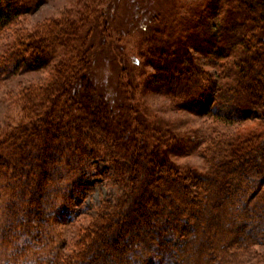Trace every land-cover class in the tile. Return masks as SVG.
Instances as JSON below:
<instances>
[{
    "label": "trees",
    "instance_id": "1",
    "mask_svg": "<svg viewBox=\"0 0 264 264\" xmlns=\"http://www.w3.org/2000/svg\"><path fill=\"white\" fill-rule=\"evenodd\" d=\"M24 1L0 0V32L28 12ZM228 1L226 21L206 24L202 34L209 56L234 55L219 67L224 83L193 58L184 68L186 59L165 57L167 45L152 64L164 71L154 81L171 83L168 92L190 102L181 108L203 101L196 112L232 126L251 114L264 116V0ZM88 12L82 25L66 18L73 14L52 19L46 30L14 40L9 57L0 55V80L21 66L55 65L45 81L20 89L18 105L28 121L0 132V188L9 190L2 199L1 264H234L238 255L255 253L264 246V132L218 137L219 150L206 153V172L177 167L169 154L179 149L157 144V123L138 116L131 94L116 113L90 81L88 35L101 26L99 2ZM185 51L177 53L188 56ZM176 75V82L167 81ZM93 158L112 162L110 176L124 184L118 213L99 212L80 229L71 252H64L63 238L49 252L54 224L75 219L69 207L82 202L78 177L89 173Z\"/></svg>",
    "mask_w": 264,
    "mask_h": 264
},
{
    "label": "rangeland",
    "instance_id": "2",
    "mask_svg": "<svg viewBox=\"0 0 264 264\" xmlns=\"http://www.w3.org/2000/svg\"><path fill=\"white\" fill-rule=\"evenodd\" d=\"M92 2H99L102 12L98 20L101 24L98 31L90 30L88 35L94 43L91 69L88 72L90 81L116 113L120 111V104L125 102V96L131 94L134 99L132 104L139 109L138 116L157 123L154 124V127H159L154 135L160 141L158 143L156 140L157 144L172 143L173 149H179V153L174 151L175 154L171 152L169 154L170 160L177 167L206 172L208 168L206 153L212 155L219 150L217 147L221 144L217 147L214 145L218 137L232 135L231 132L235 133V130L239 129L264 132V116L258 118L251 114L247 121L231 126L232 123L228 121L220 123L216 117L206 112L202 114L196 112L200 110L199 106L204 103L203 101H196L197 106L191 104L193 111L188 109V106L183 109L180 103H190L187 102V98L183 96L176 98L174 96L176 93L168 92L171 83L166 86L163 79L157 77V81H154L153 78V75L164 72L163 69L157 71L152 63L160 61L158 57L163 52V47L167 45L169 54L164 56L168 55L171 58L180 56L181 59H186V62L180 65L184 68L187 67L188 57L193 58V62H196L201 69L212 72L215 79L224 83V79L219 78V73L222 71L219 67L232 61L234 55L222 59L215 55L209 56L206 54V41H203L206 37L202 38V34L207 29L206 24L221 25L226 21V9L230 3L228 0H26L25 3L29 4L28 12L18 17L14 26L0 32V55L6 54L5 56L9 57L12 51L10 46L14 40L24 39V34L35 29L46 30L50 20L58 19L64 14H73L72 17L67 15L66 18L82 25L80 19H84L89 14L88 10ZM89 27V24H85L84 30ZM196 39L200 45L193 47L192 44L193 42L196 44ZM159 41L162 42L157 45ZM182 47L184 51L188 50V56L186 53L181 55L177 53ZM235 52L234 54L237 55ZM54 67L53 63L45 68L25 71L21 66L18 73L7 74V78L0 80V132L21 126L28 121L18 105L20 89L27 88L31 83L38 84L45 81ZM171 70L175 72L174 69ZM178 77V75L173 76V80L171 78L167 81L174 83ZM112 170V162L105 158L90 160L86 169L89 173L85 174L82 171V175L78 177L84 185L80 187L82 202L69 207L75 219L63 225L54 224L55 241H50L47 247L49 252L60 243L62 238L68 243L63 248L64 252H71L75 249L74 242L76 237L81 235L79 231L82 227L92 225L99 212L110 213L117 207L125 190L121 181L110 176ZM261 189L263 192L264 185ZM6 192L9 190L0 188V193L4 194L0 195V224L4 213L2 199ZM72 203L75 201L73 200ZM116 211L117 209L113 212ZM3 249L4 246L0 243V264L5 256ZM253 252L248 256L238 255L234 264H260L264 257V246H256Z\"/></svg>",
    "mask_w": 264,
    "mask_h": 264
}]
</instances>
